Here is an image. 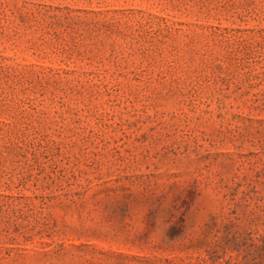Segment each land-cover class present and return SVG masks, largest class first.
Wrapping results in <instances>:
<instances>
[{
	"label": "rangeland",
	"instance_id": "obj_1",
	"mask_svg": "<svg viewBox=\"0 0 264 264\" xmlns=\"http://www.w3.org/2000/svg\"><path fill=\"white\" fill-rule=\"evenodd\" d=\"M0 264H264V0H0Z\"/></svg>",
	"mask_w": 264,
	"mask_h": 264
}]
</instances>
